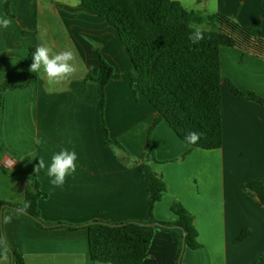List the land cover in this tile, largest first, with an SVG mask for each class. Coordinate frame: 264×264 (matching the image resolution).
<instances>
[{
  "label": "crops",
  "instance_id": "1",
  "mask_svg": "<svg viewBox=\"0 0 264 264\" xmlns=\"http://www.w3.org/2000/svg\"><path fill=\"white\" fill-rule=\"evenodd\" d=\"M178 1L189 10L235 16L244 28L260 21L264 39V0ZM44 2L57 7L67 33L60 40L51 37L52 54L71 50L76 57V73L60 84L50 85L42 70L29 71L30 48L41 44L39 18ZM2 17L10 18L11 24L0 27V87L9 81L0 106V199L22 202L27 182L39 181L47 193L39 199L42 218L81 225L46 229L13 207H1L6 242L23 255L26 264H108L92 260L86 224L149 218L150 200L138 160L149 134L156 158L150 165L167 184L154 216L162 221L176 219L171 205L180 201L195 216L203 244L199 249L186 247L182 264L257 262L264 252V206L243 186L251 181L264 185V105L233 94L224 81L223 145L212 150L191 148L164 120L151 131L154 108L132 85L134 65L128 49L105 18L67 0H0ZM26 31L36 36L25 35ZM100 55L114 67L106 86V124L125 151L106 145L98 87L85 79L97 74ZM221 72L238 88L264 96V56L222 47ZM62 149L77 153L76 172L66 177L62 187H54L47 168L39 172L35 168L39 158L47 166ZM244 230L247 236L238 240ZM0 264H11V259L2 257Z\"/></svg>",
  "mask_w": 264,
  "mask_h": 264
},
{
  "label": "trees",
  "instance_id": "2",
  "mask_svg": "<svg viewBox=\"0 0 264 264\" xmlns=\"http://www.w3.org/2000/svg\"><path fill=\"white\" fill-rule=\"evenodd\" d=\"M82 5L105 18L113 25L127 47L134 71L131 83L141 91L154 108L155 118L151 131L161 120L166 121L174 132L191 148L218 149L224 142L222 120V86L224 81L233 94L264 105V96L238 88L230 79L224 80L221 72L222 47H240L264 56V39L260 37L261 22L244 28L235 19L222 13L203 14L189 10L178 0H81ZM210 25L205 28L203 25ZM195 27L205 30V39L199 44L189 40ZM25 35H35L24 32ZM35 47L30 48V60ZM113 65L100 55L98 72L88 74L98 87V109L106 145L126 150L121 141L112 138L106 124V86L112 81ZM9 81L0 87V106ZM201 133L196 144L185 141V135ZM147 149H150V134ZM141 157L140 167L146 182L149 218L139 223L111 225L109 222L93 221L86 224L89 232L90 255L93 261L108 264H178L183 239L186 247L199 249V232L195 216L178 200L171 205L176 219L158 220L154 206L162 200L167 184L162 174L154 170ZM150 160H156L153 151ZM244 190L264 206V185L251 181ZM25 199L19 203L0 199L2 206H9L31 216L39 226L46 229L58 226L76 229L81 225L54 223L42 218L39 199L47 193L39 181L24 186ZM258 197V200L255 199ZM25 204L28 206L25 207ZM158 222L157 226L147 223ZM242 231L238 240L247 236ZM14 264H26L21 253L13 249L5 239L0 213V258L11 259ZM255 264H264L262 252Z\"/></svg>",
  "mask_w": 264,
  "mask_h": 264
},
{
  "label": "clouds",
  "instance_id": "3",
  "mask_svg": "<svg viewBox=\"0 0 264 264\" xmlns=\"http://www.w3.org/2000/svg\"><path fill=\"white\" fill-rule=\"evenodd\" d=\"M11 24V19L7 17L0 18V27L7 29ZM189 40L193 44H199L205 39V30L201 27L193 28L189 33ZM83 39L95 46L94 41L88 40L87 36ZM33 62L30 65L29 71L39 73L41 70L47 78L50 85L57 84L71 78L77 71L74 63L76 57L71 50L58 51L52 54V50L44 44L35 46V51L32 53ZM201 138V133L190 131L184 139L189 144H196ZM40 143L39 140L36 141ZM77 153L72 150L62 149L51 157L49 165H45L43 158H39L35 171L47 168L46 174L50 178V183L54 187H62L66 181V177L76 172ZM28 205L25 204V207Z\"/></svg>",
  "mask_w": 264,
  "mask_h": 264
},
{
  "label": "rangeland",
  "instance_id": "4",
  "mask_svg": "<svg viewBox=\"0 0 264 264\" xmlns=\"http://www.w3.org/2000/svg\"><path fill=\"white\" fill-rule=\"evenodd\" d=\"M71 6L81 4V0H67ZM185 3L191 2L192 0H183ZM211 5V4H210ZM59 11V10H58ZM58 11L57 7L55 8L54 6H51L47 2H44L43 9L40 13V18H39V39L41 41V44H44L45 46L49 47L50 49H53V45H50L51 37H57L59 40L60 38H64V36L67 34L64 29L63 23L60 21V15L58 16ZM198 11V10H197ZM198 12H201L203 14H212L214 12H206L205 10H200ZM62 14H67L63 12ZM71 15V14H67ZM205 28L210 29L211 26L204 24L203 25ZM36 33V32H35ZM30 36V35H28ZM36 36V35H35ZM43 73V71H42ZM44 74V73H43ZM60 84V83H59ZM113 147V146H111ZM115 148V147H114ZM152 150L147 149L141 154L139 157V161L141 160V157L143 155L146 162L150 164V153ZM255 199L258 200V197L255 196Z\"/></svg>",
  "mask_w": 264,
  "mask_h": 264
},
{
  "label": "water",
  "instance_id": "5",
  "mask_svg": "<svg viewBox=\"0 0 264 264\" xmlns=\"http://www.w3.org/2000/svg\"><path fill=\"white\" fill-rule=\"evenodd\" d=\"M3 208H4V206H2V210H3ZM2 210H1V212H2ZM1 221H2V216H1ZM127 223L144 224V223L136 221V220H131V221L124 222V223H119V224H115V223H110V224L111 225H122V224H127ZM146 225H148V226H157V225H159V223L158 222H153V223H147ZM185 248H186V241H185V238H184L183 239V245H182V251H181V254H180V257H179V260H178V264H182V256H183V253L185 251ZM11 264H14V253H12Z\"/></svg>",
  "mask_w": 264,
  "mask_h": 264
}]
</instances>
